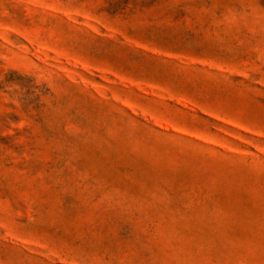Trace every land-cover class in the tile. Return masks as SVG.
Returning <instances> with one entry per match:
<instances>
[{"label": "rangeland", "instance_id": "rangeland-1", "mask_svg": "<svg viewBox=\"0 0 264 264\" xmlns=\"http://www.w3.org/2000/svg\"><path fill=\"white\" fill-rule=\"evenodd\" d=\"M0 264H264V0H0Z\"/></svg>", "mask_w": 264, "mask_h": 264}]
</instances>
